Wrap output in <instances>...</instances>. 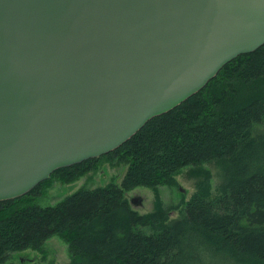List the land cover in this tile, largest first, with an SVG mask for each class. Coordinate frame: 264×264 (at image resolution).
Masks as SVG:
<instances>
[{"label": "water", "instance_id": "water-1", "mask_svg": "<svg viewBox=\"0 0 264 264\" xmlns=\"http://www.w3.org/2000/svg\"><path fill=\"white\" fill-rule=\"evenodd\" d=\"M263 45L264 0H0V201L114 151Z\"/></svg>", "mask_w": 264, "mask_h": 264}, {"label": "trees", "instance_id": "trees-1", "mask_svg": "<svg viewBox=\"0 0 264 264\" xmlns=\"http://www.w3.org/2000/svg\"><path fill=\"white\" fill-rule=\"evenodd\" d=\"M106 161L120 185L81 188L55 205L35 203L53 180L71 184ZM217 161L214 197L195 193L167 224L157 199L140 215L124 194L172 186L184 168ZM59 236L70 264H264V45L227 63L199 92L149 120L114 151L54 171L27 194L0 201V264Z\"/></svg>", "mask_w": 264, "mask_h": 264}, {"label": "rangeland", "instance_id": "rangeland-1", "mask_svg": "<svg viewBox=\"0 0 264 264\" xmlns=\"http://www.w3.org/2000/svg\"><path fill=\"white\" fill-rule=\"evenodd\" d=\"M125 171L124 165H110L102 161L97 170L85 174L71 184L53 180L45 186L43 194L35 199V203L41 207L52 206L81 188L94 189L110 183L120 185ZM221 181V165L217 161H212L199 168H184L175 176V184L172 186L137 187L126 192L124 197L129 206L140 215L152 212L156 206L155 201L158 199L163 210L167 211V224H169L181 217L185 202L189 201L195 193H206L210 197L219 194ZM134 198L139 199L140 204H132L131 201ZM67 249V244L59 236H53L45 242L41 251L25 250L12 254L10 263L70 264ZM20 259L23 260L22 263ZM214 262L231 264L224 256Z\"/></svg>", "mask_w": 264, "mask_h": 264}, {"label": "bare ground", "instance_id": "bare-ground-1", "mask_svg": "<svg viewBox=\"0 0 264 264\" xmlns=\"http://www.w3.org/2000/svg\"><path fill=\"white\" fill-rule=\"evenodd\" d=\"M88 187V186H87Z\"/></svg>", "mask_w": 264, "mask_h": 264}]
</instances>
